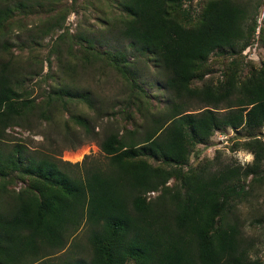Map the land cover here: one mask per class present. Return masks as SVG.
<instances>
[{
  "label": "trees",
  "instance_id": "1",
  "mask_svg": "<svg viewBox=\"0 0 264 264\" xmlns=\"http://www.w3.org/2000/svg\"><path fill=\"white\" fill-rule=\"evenodd\" d=\"M192 2L117 0L123 13L114 23L118 34L164 71L173 100L166 110L151 112L127 54L93 55L127 80L130 93L117 113L124 124L104 129L99 147L106 169L93 167L81 176L15 142L8 130L28 127L34 117L56 123L51 105L61 99L91 109L94 102L86 92L62 87L44 102L25 96L23 75L1 54L8 43H0V264H264L251 259L238 213L245 186L264 181V140L254 133L264 129V62L245 79L233 72L216 85H194L204 80L213 52L239 56L252 44L264 0H208L198 13ZM41 5L0 0V35L14 14ZM62 27L63 21L54 22L43 34ZM259 35L264 46V27ZM87 41L93 49L94 41ZM63 127L72 141L100 137L82 115L70 113ZM225 127L245 129L249 140L243 147L252 163L189 166L190 156L198 155L195 147ZM85 229L88 258L55 263Z\"/></svg>",
  "mask_w": 264,
  "mask_h": 264
},
{
  "label": "rangeland",
  "instance_id": "2",
  "mask_svg": "<svg viewBox=\"0 0 264 264\" xmlns=\"http://www.w3.org/2000/svg\"><path fill=\"white\" fill-rule=\"evenodd\" d=\"M11 5L18 0H8ZM42 5L35 12L23 15L14 14L0 35V43L7 42V48L1 52L4 59H10L23 75L22 87L25 96L44 102L52 89L64 88L75 92H86L94 102L93 109L84 102L68 99L52 103V112L57 113L56 123L48 126L34 117L26 128L7 129L9 137L15 142H23L29 149L49 155L53 161L81 176L85 170L93 167H107V160L99 145L106 130L124 124L117 113L125 107L130 87L127 80L106 64L105 60L94 58L98 52L116 50L127 54L135 71L137 82L146 93L147 108L152 112L166 110L173 96L164 86L165 73L154 67L146 56H140L118 34L114 23L123 17L117 0H39ZM208 0H193V10L198 13ZM257 20L255 38L252 44L239 56H231L226 51L213 52L205 64L207 69L204 80L196 79L195 86L211 83L216 85L226 79L227 74L235 72L239 79H245L254 68L264 62V46L259 31L264 27V6ZM63 21L59 30L48 29V25ZM88 40L94 41L89 49ZM66 97V96H64ZM195 101L193 109L201 107ZM67 109V110H66ZM147 109V110H148ZM146 110V111H147ZM82 115L89 119L90 125L100 132L98 139H77L72 141L63 136L64 121L69 114ZM136 118L140 121L136 114ZM72 125V130L76 129ZM264 140V129L254 130ZM244 128L230 127L215 131L205 144H199L191 155L189 166L207 165L218 169L224 165L247 166L253 156L244 149L248 141ZM264 168V167H263ZM251 180V179H250ZM249 182L246 181L245 185ZM173 181L169 182L172 185ZM247 198L239 206V215L244 235L250 246L251 259L259 258L264 262V181H253L245 186ZM157 194H151L155 197ZM87 229L79 231L74 240L55 258H88Z\"/></svg>",
  "mask_w": 264,
  "mask_h": 264
}]
</instances>
